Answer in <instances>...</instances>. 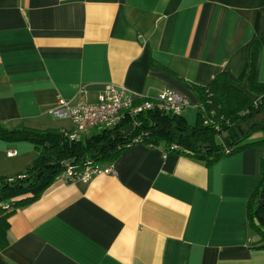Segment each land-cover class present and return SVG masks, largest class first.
Instances as JSON below:
<instances>
[{
    "label": "crops",
    "instance_id": "1",
    "mask_svg": "<svg viewBox=\"0 0 264 264\" xmlns=\"http://www.w3.org/2000/svg\"><path fill=\"white\" fill-rule=\"evenodd\" d=\"M254 40L264 83V0H0V123L70 130L48 114L58 100L94 101L115 84L146 96L176 90L194 125L198 100L185 83L238 77ZM234 85L247 93L246 80ZM38 156L34 143L0 137V177ZM261 160L264 146L205 165L136 144L98 163L113 173L57 177L17 208L0 264H264L247 221Z\"/></svg>",
    "mask_w": 264,
    "mask_h": 264
},
{
    "label": "trees",
    "instance_id": "2",
    "mask_svg": "<svg viewBox=\"0 0 264 264\" xmlns=\"http://www.w3.org/2000/svg\"><path fill=\"white\" fill-rule=\"evenodd\" d=\"M260 44L251 43L249 59L241 74L233 78L225 72L213 76L205 86L185 83L197 97V120L189 125L182 116L151 108L134 116L137 121L128 135L123 133L131 120L102 129L86 140L73 142L62 132L30 127L7 129L0 123V137L9 141H29L39 148V156L23 173L0 177V250L8 245L9 218L17 208L36 201L66 168L75 164L112 162L136 144L160 147L211 165L220 158L246 148L264 146V83L258 80ZM246 80L247 93L234 84ZM260 134L258 140L252 137ZM139 136L135 144L131 141ZM249 228L264 242V160L260 180L247 201ZM259 247H264L260 244Z\"/></svg>",
    "mask_w": 264,
    "mask_h": 264
},
{
    "label": "built area",
    "instance_id": "3",
    "mask_svg": "<svg viewBox=\"0 0 264 264\" xmlns=\"http://www.w3.org/2000/svg\"><path fill=\"white\" fill-rule=\"evenodd\" d=\"M190 105L187 98L180 95L176 90L165 87L154 96L137 95L122 85L107 84L97 94L94 101H77L59 99L48 114L59 120H68L72 128L61 130L63 135L70 141L77 142L82 136L91 130H102L114 128L124 122L131 120L129 124H137L133 118L139 112L156 108L168 114L181 116L183 110ZM136 136L131 144L139 140ZM8 155L15 154L14 151L7 152ZM113 168H102L98 163L86 162L83 165L69 164L57 176L66 182L76 180L88 181L92 176L100 173H113Z\"/></svg>",
    "mask_w": 264,
    "mask_h": 264
},
{
    "label": "water",
    "instance_id": "4",
    "mask_svg": "<svg viewBox=\"0 0 264 264\" xmlns=\"http://www.w3.org/2000/svg\"><path fill=\"white\" fill-rule=\"evenodd\" d=\"M133 129V125L132 124H128L126 127L123 128V133L125 135H128L129 132ZM75 163V159H71V160H66L64 162V164L69 165V164H74Z\"/></svg>",
    "mask_w": 264,
    "mask_h": 264
}]
</instances>
